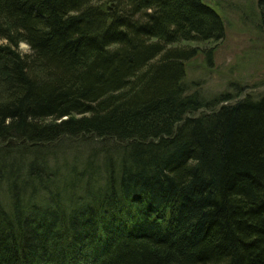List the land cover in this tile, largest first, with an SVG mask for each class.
<instances>
[{"label": "trees", "instance_id": "obj_1", "mask_svg": "<svg viewBox=\"0 0 264 264\" xmlns=\"http://www.w3.org/2000/svg\"><path fill=\"white\" fill-rule=\"evenodd\" d=\"M224 33L203 0H0V264H264V96L184 81Z\"/></svg>", "mask_w": 264, "mask_h": 264}, {"label": "rangeland", "instance_id": "obj_2", "mask_svg": "<svg viewBox=\"0 0 264 264\" xmlns=\"http://www.w3.org/2000/svg\"><path fill=\"white\" fill-rule=\"evenodd\" d=\"M222 17L225 33L217 42L195 44L197 54L187 61L189 93L204 97L229 92L233 101L264 96V25L257 0H203ZM19 50L28 53L21 43ZM210 58L208 52H210Z\"/></svg>", "mask_w": 264, "mask_h": 264}]
</instances>
